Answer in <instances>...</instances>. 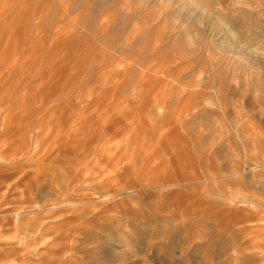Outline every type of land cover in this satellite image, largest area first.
<instances>
[{
	"label": "rangeland",
	"instance_id": "374dc122",
	"mask_svg": "<svg viewBox=\"0 0 264 264\" xmlns=\"http://www.w3.org/2000/svg\"><path fill=\"white\" fill-rule=\"evenodd\" d=\"M0 264H264V0H0Z\"/></svg>",
	"mask_w": 264,
	"mask_h": 264
},
{
	"label": "bare ground",
	"instance_id": "6f19581e",
	"mask_svg": "<svg viewBox=\"0 0 264 264\" xmlns=\"http://www.w3.org/2000/svg\"><path fill=\"white\" fill-rule=\"evenodd\" d=\"M254 1V0H253ZM258 1H260V0H258ZM232 23V22H231ZM230 24V23H229ZM232 25V24H231ZM237 28V27H236ZM234 29V28H233ZM237 30H239V29H237ZM236 32H238V31H236ZM235 33V32H234ZM235 34H239V33H235Z\"/></svg>",
	"mask_w": 264,
	"mask_h": 264
}]
</instances>
